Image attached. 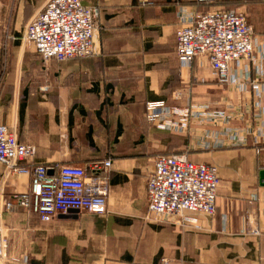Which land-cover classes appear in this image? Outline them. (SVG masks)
Returning <instances> with one entry per match:
<instances>
[{
	"label": "crops",
	"instance_id": "obj_1",
	"mask_svg": "<svg viewBox=\"0 0 264 264\" xmlns=\"http://www.w3.org/2000/svg\"><path fill=\"white\" fill-rule=\"evenodd\" d=\"M4 1L9 26L0 32L10 53L0 58V124L36 146L35 164L51 175L60 165L112 167L106 215L71 212L46 223L14 199L29 192L30 177L0 164V264H264V0H216L254 28L253 59L234 64L229 83L204 58L182 66L177 56L181 21L211 3L81 0L99 13L96 53L49 68L24 38L49 0ZM162 101L190 106L186 129L162 128L179 116L149 119L147 104ZM185 152L218 168L216 215H187L196 223L149 216L157 157Z\"/></svg>",
	"mask_w": 264,
	"mask_h": 264
},
{
	"label": "built area",
	"instance_id": "obj_2",
	"mask_svg": "<svg viewBox=\"0 0 264 264\" xmlns=\"http://www.w3.org/2000/svg\"><path fill=\"white\" fill-rule=\"evenodd\" d=\"M213 3L216 0H198ZM98 10L85 6L81 0H49L45 8L27 25L25 40L49 66L56 60L65 63L88 58L96 53L94 39L99 30ZM176 31L177 56L182 66L196 58H204L221 83L231 81L230 71L241 60L254 56V28L247 16L234 9L214 8L181 21ZM174 98L173 102H181ZM149 119L156 121L164 115L179 116L178 122H164L165 130L183 131L187 128L190 106L171 109L167 102L147 104ZM228 117L223 116L227 122ZM37 148L20 143L7 125L0 124V164L19 175L30 177V190L16 195L19 205L40 216L43 222L55 221L71 212L106 215L112 162L94 161L86 166L60 165L51 175L43 165L35 164ZM221 178L218 168L190 161L189 152L160 155L147 179L149 216L158 220L181 219L196 223L187 215L214 217ZM6 208L10 210L11 204ZM0 212V260L6 258L7 241Z\"/></svg>",
	"mask_w": 264,
	"mask_h": 264
},
{
	"label": "rangeland",
	"instance_id": "obj_3",
	"mask_svg": "<svg viewBox=\"0 0 264 264\" xmlns=\"http://www.w3.org/2000/svg\"><path fill=\"white\" fill-rule=\"evenodd\" d=\"M4 5H5V1L0 0V10L1 9L3 10V8H5ZM211 6H213L214 8L218 7V5H216V4H211ZM225 9H234V10L238 11V9L232 8V7H228ZM238 12H240V11H238ZM7 26H9L7 18L0 15V31L3 27H7ZM2 36H3V34L0 32V58H4V57L6 58L8 56V52L10 53V51L4 46L5 42H4ZM51 64L48 66L49 68H51ZM49 68H47V69H49ZM0 71L4 72L3 68L0 67Z\"/></svg>",
	"mask_w": 264,
	"mask_h": 264
},
{
	"label": "trees",
	"instance_id": "obj_4",
	"mask_svg": "<svg viewBox=\"0 0 264 264\" xmlns=\"http://www.w3.org/2000/svg\"><path fill=\"white\" fill-rule=\"evenodd\" d=\"M211 4H216V5H218V7H216V8H226L225 6H223L224 4H222V2L214 1V2L211 3ZM211 4H210V5H211Z\"/></svg>",
	"mask_w": 264,
	"mask_h": 264
}]
</instances>
